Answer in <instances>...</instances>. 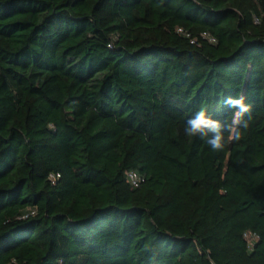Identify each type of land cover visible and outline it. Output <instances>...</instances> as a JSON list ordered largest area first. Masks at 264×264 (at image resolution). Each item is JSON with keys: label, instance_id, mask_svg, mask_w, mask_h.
<instances>
[{"label": "trees", "instance_id": "16d2710c", "mask_svg": "<svg viewBox=\"0 0 264 264\" xmlns=\"http://www.w3.org/2000/svg\"><path fill=\"white\" fill-rule=\"evenodd\" d=\"M0 264H264V0H0Z\"/></svg>", "mask_w": 264, "mask_h": 264}, {"label": "clouds", "instance_id": "9594fccd", "mask_svg": "<svg viewBox=\"0 0 264 264\" xmlns=\"http://www.w3.org/2000/svg\"><path fill=\"white\" fill-rule=\"evenodd\" d=\"M224 104L235 109L230 123L222 124L221 121L213 119L205 108H200L191 118H189L184 127V133L187 137H199L213 151H222L226 143L241 139V128H247L248 120L245 114L250 112L251 106L246 103V98L242 94L236 97H228ZM225 132L228 133L227 139Z\"/></svg>", "mask_w": 264, "mask_h": 264}, {"label": "built area", "instance_id": "2783aa9c", "mask_svg": "<svg viewBox=\"0 0 264 264\" xmlns=\"http://www.w3.org/2000/svg\"><path fill=\"white\" fill-rule=\"evenodd\" d=\"M127 180L134 187H137L141 181L140 178L135 173H132V172L130 173L128 172Z\"/></svg>", "mask_w": 264, "mask_h": 264}]
</instances>
